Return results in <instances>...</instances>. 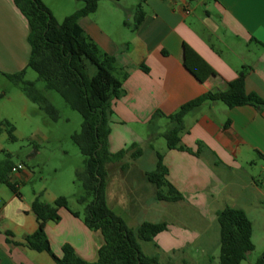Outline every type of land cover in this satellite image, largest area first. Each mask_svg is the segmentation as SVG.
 <instances>
[{
  "label": "crops",
  "instance_id": "0c3cea01",
  "mask_svg": "<svg viewBox=\"0 0 264 264\" xmlns=\"http://www.w3.org/2000/svg\"><path fill=\"white\" fill-rule=\"evenodd\" d=\"M40 1L57 21L83 6L75 0ZM138 6L143 18L135 26ZM78 23L102 52L115 59L114 75L122 84L123 95L111 106L108 149L111 154H124L104 166L106 204L113 213L117 209L129 217L152 218L156 187L147 179L149 171L135 161L147 152L150 156L158 152L154 143L162 135L160 123L166 120L168 128L167 116L207 91L224 90L242 69L246 93L264 101V0H103ZM28 33L27 21L13 0H0L1 74L25 69ZM183 44L215 75L197 81L183 66ZM155 112L162 116H153ZM183 129L179 144L186 151L168 150L166 145L159 150L167 170L165 180L181 200L159 203L173 204L170 214L185 217L197 230L174 219L156 222L167 225L153 241L171 254L168 261L174 260L173 251L183 253L195 242L203 248L217 246L216 230L212 236L207 232L214 229L216 213L225 207L242 210L249 220V210L254 214L264 207V159L260 157L264 155V107L228 108L221 102H205L183 118ZM5 135L0 130V138ZM137 150L140 155L132 158ZM124 157L132 158L131 162L122 163ZM8 178L18 195L0 183L10 190L0 189V264H55L48 253L36 251L26 241L37 229L31 211L37 194L24 198L20 187L31 173L22 166L16 173L9 171ZM81 214L60 207L46 222L44 231L55 258H61L62 247L69 245L78 258L96 262L103 237L85 226Z\"/></svg>",
  "mask_w": 264,
  "mask_h": 264
},
{
  "label": "trees",
  "instance_id": "16d2710c",
  "mask_svg": "<svg viewBox=\"0 0 264 264\" xmlns=\"http://www.w3.org/2000/svg\"><path fill=\"white\" fill-rule=\"evenodd\" d=\"M82 8L57 22L40 0H13L14 5L26 19L29 33L27 43L30 48L25 69L7 78L21 86L24 96L52 120H57L56 109L37 92L33 83L24 80L26 69L34 71L44 83L45 90L56 92L69 108L82 119L80 132L71 139L84 158L83 170L75 173L83 195L77 199L83 206L80 215L85 226L99 231L104 244L98 250L94 263L78 258L69 245L62 247V257L55 258L49 249L45 235L46 222L55 217L60 207H67L64 198H57L52 204L35 197L31 211L37 219L36 231L26 237V241L36 251L48 253L55 264H159L156 257L142 253L139 242H152L166 231L165 223L142 222L135 230L128 228L123 220L115 215L105 201V164L122 158L123 152L111 154L108 149V136L112 116V102L123 95L121 80L114 75L116 61L102 52L83 32L79 19L94 13L103 0H75ZM118 1V0H112ZM143 18L140 6L137 7L135 26ZM182 63L185 69L200 83L215 73L185 44L182 45ZM245 70L239 71L237 78L222 91H207L202 96L181 105L167 116L168 128L161 135L168 150L186 151L179 144L183 132V118L194 112L205 102H221L228 108L239 106L264 107V101L254 93H246L244 86ZM153 116H162L155 112ZM8 137L13 139L12 129ZM140 151L132 154V158ZM155 165L146 173L147 179L156 187L157 202H178L180 195L166 182V168L162 155L155 152ZM264 159V155H260ZM0 183L18 195L15 185L7 177L11 165L1 163ZM79 216L78 213H75ZM219 227V257L217 264H240L254 250L251 241L252 224L245 213L236 208L225 207L216 213ZM209 262L213 263L212 257ZM181 264H186L182 262ZM254 264H264V253Z\"/></svg>",
  "mask_w": 264,
  "mask_h": 264
},
{
  "label": "rangeland",
  "instance_id": "374dc122",
  "mask_svg": "<svg viewBox=\"0 0 264 264\" xmlns=\"http://www.w3.org/2000/svg\"><path fill=\"white\" fill-rule=\"evenodd\" d=\"M7 75L13 74L0 73V130L6 133L3 138H0V146L3 149V152L0 153V171L4 170L1 163L7 165L20 163L31 173L30 180L20 186L23 188L21 194L24 198L32 195L33 192H36L41 201L62 197L68 208L83 212V206L77 202V199L83 195V189L80 182L76 180L75 173L83 170L84 158L71 139L72 135L80 132L81 116L71 110L56 92L45 90L44 83L38 79L34 71L26 69L24 80L33 83L34 89L56 109L58 118L55 121L52 120L24 96L21 86L11 82ZM167 124L166 120L160 123L162 134L167 129ZM149 127H153V124ZM10 128L13 139L8 137L7 131ZM164 147L165 141L160 136L156 139L154 148L160 152L159 150ZM131 160L130 157H124L122 163H130ZM135 163H142L145 170L152 171L155 165L154 154L150 156L147 152L142 159L136 160ZM7 177H9V172H7ZM0 189L10 192L1 184ZM173 207V204L159 203L153 198L152 218L143 215L129 217L117 209L114 210V214L120 217L128 228H133L132 230H135L144 221L172 222V219L179 220L181 224L191 230H197L192 227L191 222L186 221L185 217L172 216L169 209ZM248 212L250 220L253 222L252 243L254 250L240 264H254L264 253V207L254 214L251 213L252 210ZM187 218L189 219V217ZM215 230L218 234L217 246L203 248L199 242H195L187 246L183 253L181 250L173 251L175 254L173 261H168L171 254L158 249L154 241L153 244L151 242H139V244L142 253L156 257L159 264H181L182 262L191 264V259L195 264H201L204 260L209 261L210 257L214 262L209 263L217 264L219 257L217 222H215L214 229L207 233L212 236Z\"/></svg>",
  "mask_w": 264,
  "mask_h": 264
},
{
  "label": "built area",
  "instance_id": "2783aa9c",
  "mask_svg": "<svg viewBox=\"0 0 264 264\" xmlns=\"http://www.w3.org/2000/svg\"><path fill=\"white\" fill-rule=\"evenodd\" d=\"M21 169H22V166L17 165L16 167H13L10 172L13 174V173L20 171Z\"/></svg>",
  "mask_w": 264,
  "mask_h": 264
}]
</instances>
